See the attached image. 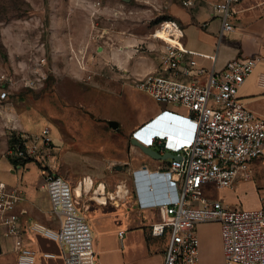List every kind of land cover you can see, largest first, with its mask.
Wrapping results in <instances>:
<instances>
[{"label":"built area","instance_id":"1","mask_svg":"<svg viewBox=\"0 0 264 264\" xmlns=\"http://www.w3.org/2000/svg\"><path fill=\"white\" fill-rule=\"evenodd\" d=\"M241 1L214 2L223 32L235 28L234 16ZM184 4L190 6L193 0H184ZM153 36L163 41L160 71L135 77L134 86L149 93L160 104L162 111L158 115L171 113L183 117L186 123L177 143H168L163 132L140 133L141 129L149 128L158 115L132 132V137L146 146L154 147L159 142L161 153L169 150L180 155V158H167L166 166L156 171L158 179H163L171 191L169 197L152 202L160 208V218L152 223L151 232L168 237L162 264H200L201 241L197 226L210 221L221 225L224 264H264V194L257 208L230 206L208 194L224 188L235 190L239 179L252 176L253 161L264 158V117L247 108L239 95V87L255 68L258 56H236L221 69L208 71L201 66L194 71L197 61L187 55L212 59L215 55L187 47L183 42L184 30L177 20H163ZM47 64L46 56L39 55L29 68L32 75L22 77L24 85L35 88L44 85L49 76ZM180 74L195 78L187 81L179 78ZM1 79L0 102L8 98L7 87L13 83L14 75L4 72ZM173 105L184 106L186 115L172 111ZM8 129L4 148L0 145V158L9 159L13 171L28 161L38 163L59 226L24 221L20 206L26 200L23 188L0 179V254L3 253L1 236L10 237L16 264H37V251L25 243V238L41 233L60 243L64 264H101L92 227L78 208L79 205L86 208L82 194L56 171L58 146L51 126L45 124L37 132L17 130L12 124ZM138 172L136 170L135 175ZM139 179L142 193L138 191V200L143 204L146 197L143 187L147 180ZM125 186L128 193L129 187ZM118 232L122 236L125 230ZM42 255L56 256L49 251H43Z\"/></svg>","mask_w":264,"mask_h":264},{"label":"rangeland","instance_id":"2","mask_svg":"<svg viewBox=\"0 0 264 264\" xmlns=\"http://www.w3.org/2000/svg\"><path fill=\"white\" fill-rule=\"evenodd\" d=\"M213 2L194 0V5L187 6L184 0H0V86L4 72L14 75L7 87L8 98L0 102L2 147L11 124L29 132L48 124L58 146V174L74 185L92 175L96 183L106 182L111 191L120 183L127 184L129 192L117 202L110 200L106 208L115 209L119 217L128 206L139 210L132 205H136L138 191L142 193L140 177L133 173L131 161L148 154L132 146L130 139L141 124L130 126L144 117L156 100L136 88L133 78L125 75L127 71L114 59L127 57L128 49H135L136 55H156L157 48L149 47L155 43L162 49L163 41L153 32L163 20L176 19V12L210 7ZM39 55L47 58L49 76L40 87L26 86L22 77L32 75L29 68ZM174 109L186 112L182 105ZM111 119L118 122L117 127L109 123ZM11 169V161L2 156L1 180L44 193L37 162ZM248 179H253L252 187L208 194L218 197L224 192L226 204L257 208L264 193V159L253 161ZM89 202L88 209L100 205L94 198ZM78 208L93 229L90 212L81 205ZM30 220H35V212ZM1 245L0 264H16L12 238L1 236Z\"/></svg>","mask_w":264,"mask_h":264},{"label":"crops","instance_id":"3","mask_svg":"<svg viewBox=\"0 0 264 264\" xmlns=\"http://www.w3.org/2000/svg\"><path fill=\"white\" fill-rule=\"evenodd\" d=\"M217 1L220 0H214V2ZM263 1L264 0H242L237 5V13L234 16L235 28L227 32H223L222 21L214 9V2L210 7H204L195 12H176L177 15L175 16V20L179 22L184 30L183 42L187 47L203 53L215 55V59L203 55H187L188 58L194 57L197 61L194 71L197 67L201 66L205 67L208 71L211 69H221L229 59L236 56H258L255 68L239 87V95L247 108L262 117H264ZM192 5H194V0ZM151 45L152 46L149 48L152 50L157 48L156 55H136L135 49L133 51L128 49L127 57L121 58L118 55L119 57L117 56L114 60H116L115 62H117L119 66L124 67V71H127L125 75L133 79L135 76L142 77L149 72H158L161 68L162 49L160 45L156 47L155 43H151ZM132 75L134 77H131ZM178 77L187 81L195 78L194 75L183 74H180ZM123 86L125 89L128 88L127 85ZM174 108L175 105L171 106L172 111H176L182 115H186L187 113V110L186 112H180ZM161 111L162 107L156 102L144 117L134 121L130 127L138 124L142 125V123L156 117ZM6 118L11 117L6 116ZM172 119L177 122L176 124L178 125L176 127L180 131L177 136L171 137L170 134H168L167 137H169L170 143H177L179 141L178 138L183 136L186 123L183 117L171 113L163 112L158 115L152 120L149 126L152 131L147 128V126L141 129L140 133L142 135H146L147 133L150 134L153 131L165 133L164 130L167 127L166 125L170 123L169 121H172ZM5 123L7 124L8 122L6 121ZM18 129L23 130V127ZM5 135L7 136V132ZM6 136L4 140H2L4 141V146L7 139ZM131 137L132 133L130 139ZM154 147L159 150L161 149L159 142H157ZM167 163L168 159L160 160L149 155L138 159H132L131 164L132 167L135 168L133 173L137 170L139 171L137 173L138 177H142V179L143 176L149 177L147 178L146 185L143 187L146 197H143V204H140L139 200H137L135 201L136 205H132L133 207L136 206V208H140L139 210H133L131 206H128V210L126 209L121 217L114 213L115 209L106 208L108 203L100 202L99 206H91L90 209H88L90 198H94L93 188L102 181L96 183L94 180V186L90 191H88L84 185L82 192L79 194H82V202L86 204V208L83 209L87 210V212H90L92 215L91 221L94 227L92 229L94 244L97 257L101 264L163 263L168 237L166 235H154L151 232V225L160 218V208L152 204V202L154 199L158 200L162 197H169L171 195L167 183H165L163 179L159 180L156 172L161 166H166ZM141 168L145 169L141 170ZM84 178L80 181L83 182ZM80 181H78V183ZM78 183L72 185L76 187ZM246 185L247 187H252L254 185L253 179H239L236 190L224 188L221 191L224 190L235 193L239 188L246 187ZM41 188L44 190V193L38 192L36 189L35 192H33L32 189H28L27 187L23 189L26 200L20 204L23 208L22 219L24 221L30 220L32 212H35V221L57 228L59 226V220L52 212L51 201L44 184H41ZM89 192H91V195L89 198H86ZM224 194V192H219L217 194L218 197L213 196L224 200ZM197 228L201 241L200 264H224L220 223L218 221L201 222L198 224ZM120 229L125 230L122 236H120L118 232ZM33 239H35V244ZM25 243L32 248H34L33 246L35 245L34 249L37 251V264H64L61 245L57 240L48 238L41 233H35V235L27 236L25 238ZM43 251L54 252L56 256L45 257L42 255Z\"/></svg>","mask_w":264,"mask_h":264},{"label":"bare ground","instance_id":"4","mask_svg":"<svg viewBox=\"0 0 264 264\" xmlns=\"http://www.w3.org/2000/svg\"><path fill=\"white\" fill-rule=\"evenodd\" d=\"M166 138L168 139V143H170L169 137L166 136ZM81 182L82 181H80L78 184H76L75 190L77 191V193L82 192L84 185L86 186V189L88 191H90L94 186V178L92 175H86L83 182L82 183ZM138 182H139L140 187H141V185H142L141 180L138 179ZM93 190H94L93 196L96 200H98L99 202H102V203H108L110 201V199L117 202L118 198L120 196H123L126 193L127 188H126L124 183H121L120 186L119 185L117 186L116 191H111V190L108 191L106 188L105 182L102 181L98 185L94 186Z\"/></svg>","mask_w":264,"mask_h":264},{"label":"water","instance_id":"5","mask_svg":"<svg viewBox=\"0 0 264 264\" xmlns=\"http://www.w3.org/2000/svg\"><path fill=\"white\" fill-rule=\"evenodd\" d=\"M128 1V0H126ZM170 123H168L165 128V135L170 134L171 137L177 136L178 132L180 131L176 126L178 124H176L177 122H175V120L172 119V121H169ZM109 123L113 126V127H117L118 126V122L116 120H109ZM131 142L134 143L135 145H137L141 150H143L145 153H147L148 155H150L151 157L157 158V159H167V158H180V155L173 153L172 151L167 150L165 153H161L159 149L155 148V147H150V146H146L145 144L141 143L140 141H138L135 137L131 138ZM147 176H145L143 179L144 181L147 180Z\"/></svg>","mask_w":264,"mask_h":264},{"label":"trees","instance_id":"6","mask_svg":"<svg viewBox=\"0 0 264 264\" xmlns=\"http://www.w3.org/2000/svg\"><path fill=\"white\" fill-rule=\"evenodd\" d=\"M257 159H264V158H257ZM256 160V159H255Z\"/></svg>","mask_w":264,"mask_h":264}]
</instances>
